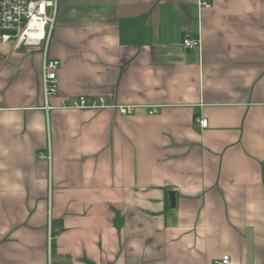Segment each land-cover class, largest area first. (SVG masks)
<instances>
[{
	"label": "crops",
	"instance_id": "1",
	"mask_svg": "<svg viewBox=\"0 0 264 264\" xmlns=\"http://www.w3.org/2000/svg\"><path fill=\"white\" fill-rule=\"evenodd\" d=\"M224 257L264 264V0H57L46 54L0 44V264Z\"/></svg>",
	"mask_w": 264,
	"mask_h": 264
},
{
	"label": "built area",
	"instance_id": "2",
	"mask_svg": "<svg viewBox=\"0 0 264 264\" xmlns=\"http://www.w3.org/2000/svg\"><path fill=\"white\" fill-rule=\"evenodd\" d=\"M57 0H0V44L8 45L15 50L43 48L46 54L47 46L55 27ZM185 50L200 48L201 40L195 35L185 34L182 38ZM59 62L45 60L42 68V87L47 101L57 93V72ZM64 109H102L106 108L103 99L78 97L71 102L61 104ZM48 109V108H46ZM123 114L131 110H121ZM202 128L208 126L205 119L198 120ZM39 159H51L50 152H40ZM221 264H228L224 257Z\"/></svg>",
	"mask_w": 264,
	"mask_h": 264
},
{
	"label": "water",
	"instance_id": "3",
	"mask_svg": "<svg viewBox=\"0 0 264 264\" xmlns=\"http://www.w3.org/2000/svg\"><path fill=\"white\" fill-rule=\"evenodd\" d=\"M171 206L174 207L175 197L173 193H170Z\"/></svg>",
	"mask_w": 264,
	"mask_h": 264
}]
</instances>
